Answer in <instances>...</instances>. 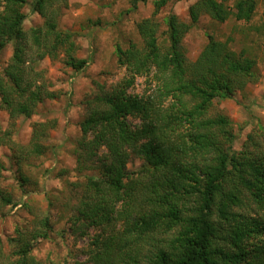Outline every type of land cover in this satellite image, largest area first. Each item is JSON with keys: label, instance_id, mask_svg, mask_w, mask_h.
<instances>
[{"label": "trees", "instance_id": "16d2710c", "mask_svg": "<svg viewBox=\"0 0 264 264\" xmlns=\"http://www.w3.org/2000/svg\"><path fill=\"white\" fill-rule=\"evenodd\" d=\"M66 1L32 0L30 12L43 22L25 31L27 0H0V54L11 45L0 73V108L10 119L30 118L55 96L38 69L45 58L77 73L87 66L75 56L73 33L58 25V4ZM166 3L153 0V16ZM254 8V0H237L232 10L196 0L189 23L170 13L159 35L158 22L145 18L136 24L140 47L116 45V62L127 75L112 89L98 86L85 101L72 151L74 171L84 180L73 183L69 231L82 239L90 227L101 230L90 240L87 263L60 264H140V256L143 264H264V132L248 134L234 150L231 122L208 111L214 97L244 86L252 61L210 38L190 62L181 44L203 15L248 21ZM150 73L148 92L127 94L136 76ZM129 119L138 123L132 127ZM33 128L31 152L42 154L46 124ZM132 157L141 161L136 173L126 168ZM3 170L0 162V178ZM15 205L0 184V210ZM39 225L15 230L8 238L11 260L1 264H41L31 250L51 227L47 218Z\"/></svg>", "mask_w": 264, "mask_h": 264}, {"label": "rangeland", "instance_id": "374dc122", "mask_svg": "<svg viewBox=\"0 0 264 264\" xmlns=\"http://www.w3.org/2000/svg\"><path fill=\"white\" fill-rule=\"evenodd\" d=\"M22 8L26 15L23 29L42 24V18L30 12V3ZM196 0H167L153 16V0H67L58 4V25L73 33L77 45L75 56L87 60L80 72H73L60 60L45 58L38 69L42 71L47 89L55 93L53 98L39 103L35 115L28 119L19 116L10 119L0 108V162L5 166L0 184L11 194L14 207L0 210V264L10 259L13 245L8 241L19 227L22 231L38 226L47 218L51 230L47 238L33 243L31 255L41 264H60L79 261L87 263L85 254L90 240L100 232L90 227L88 236L75 239L69 231L71 207L75 199L74 182L84 180L75 171L73 148L79 135V122L85 115V101L93 97L98 86L112 89L126 77L125 68L116 62L115 48H126L130 42L141 46L136 24L153 17L159 24V35L166 30L165 17L170 13L189 23L188 8ZM232 10L237 0H216ZM254 12L248 21L230 16L217 22L201 16L183 36L184 55L195 61L212 38L225 43L227 49L252 61L250 76L241 89H234L225 97H214L209 106L211 115H222L231 122L235 135L234 150H239L248 134L264 132V0H254ZM164 35L160 36V39ZM11 55L9 44L0 54V73ZM152 73L135 77L127 94L141 95L152 87ZM134 127L138 121L129 119ZM46 124V139L41 141L42 154L31 152L29 145L35 124ZM55 123L53 128L50 126ZM3 139V140H2ZM2 140V141H1ZM141 166L135 157L129 159L126 168L133 173ZM95 172L87 171L85 175ZM134 177V176H133ZM21 178L24 180L21 181ZM23 192H26L23 195ZM144 258L140 256L139 263Z\"/></svg>", "mask_w": 264, "mask_h": 264}]
</instances>
